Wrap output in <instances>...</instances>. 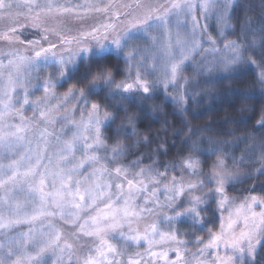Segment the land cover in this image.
I'll return each mask as SVG.
<instances>
[{"label": "snow or ice", "instance_id": "1", "mask_svg": "<svg viewBox=\"0 0 264 264\" xmlns=\"http://www.w3.org/2000/svg\"><path fill=\"white\" fill-rule=\"evenodd\" d=\"M233 7L232 0H0V264H257L264 195L237 204L227 187L248 174L246 164L258 162L254 171L264 175V137L237 157V141L248 137L193 139L203 129L185 121L187 154L162 166H144L134 144L120 139L150 142L139 134L134 101L171 89L187 112L192 89L257 63L245 53L257 45L264 53V22L256 29L246 16L242 38L225 42ZM114 57L124 62L123 79ZM113 126L115 135L106 134ZM205 153L215 157L210 165ZM128 155L138 158L129 164ZM212 204L227 211L216 230L181 234L184 221L213 224L205 215Z\"/></svg>", "mask_w": 264, "mask_h": 264}, {"label": "trees", "instance_id": "2", "mask_svg": "<svg viewBox=\"0 0 264 264\" xmlns=\"http://www.w3.org/2000/svg\"><path fill=\"white\" fill-rule=\"evenodd\" d=\"M233 19L231 24L234 31L226 35L225 41L241 39L240 27L245 23L244 18L250 17L251 24L259 29L264 22V0H237L232 10ZM28 38H34L28 34ZM251 38V37H249ZM259 37H257V41ZM264 55L257 48L245 53V60L251 56L256 60V64L241 63L228 75L212 79L208 84H201L200 87L192 89L196 95L195 102L189 101L187 112H183L179 105L170 100L162 89H157L156 94L151 99L142 102L134 101L131 107L138 112L139 121L137 127L141 137L148 136L149 143L141 141L135 144L134 139H126L121 134L120 139L125 144H134L132 153H136L143 158V165L146 166L153 161L159 165L178 162L183 155H186L190 140H187V128L184 122L187 121L193 128H201L203 131L197 132L193 139H198L201 135L212 137L216 140L233 141L237 137L249 139L237 141L234 154L239 157L244 153V149L252 144L255 138L259 142L264 137V128L260 127L261 117L264 116V84L259 82V73L264 71V64H261L260 57ZM113 64L121 74L116 76L117 80L123 79L124 62L113 58ZM203 80L204 78H198ZM65 89H58L63 92ZM202 91L208 95H200ZM155 108V111L151 109ZM106 134L115 135V126L106 129ZM158 145L163 147L157 148ZM210 148L211 145H201ZM229 151H232L229 148ZM258 155V153H257ZM138 158L137 155H128L126 162L131 163ZM203 161L207 153L200 157ZM215 157L208 158V164ZM257 163L242 166L243 172L240 180L234 181L227 187V195L238 204L244 197L249 195H264V175H260L255 169L260 168ZM163 171V167L160 168ZM208 168L205 167V172ZM254 188V191H253ZM211 213H206L208 219L214 218L213 224L206 225L203 229H194L191 222L186 224V229L195 232L196 235L207 237L208 230H216L219 225L220 215L216 204H212ZM257 264H264V247L258 249L256 256Z\"/></svg>", "mask_w": 264, "mask_h": 264}, {"label": "rangeland", "instance_id": "3", "mask_svg": "<svg viewBox=\"0 0 264 264\" xmlns=\"http://www.w3.org/2000/svg\"><path fill=\"white\" fill-rule=\"evenodd\" d=\"M236 3H237V0H232V4L234 5V7H235ZM234 7H233V8H234ZM233 8H232V10H233ZM78 23H79V22H75V21H73V22H70V25H72V26H76V25H78ZM209 23H210V31L213 33V35H215V34H216V30H217V28H218L219 26L217 25V22H216L215 20H212V21H210ZM225 42H227V41H225ZM205 47H208V45L206 44ZM210 58H211V57H210ZM240 64H241V63H240ZM240 64H239V65H240ZM239 65H237V66H239ZM237 66H236V67H237ZM236 67H235V68H236ZM235 68H234V69H235ZM231 72H232V71H231ZM229 73H230V72H225V73H223L222 75H219V76H216V75L214 74V78H213V79H217V78H219V77L226 76V75H228ZM185 75H186V76H191V75H193L192 70L189 69L188 71H186V72H185ZM161 89H162V88H161ZM162 90H163V89H162ZM173 95H175V93H173L172 90L169 89V93H168L167 97H168L170 100H172V99H171V96H173ZM259 210H260L259 207H257V208H256V211H259ZM221 214H223L224 217H227V211H224L223 213H221V211H219V215H220V216H221ZM188 223H190V221H184V222H181V223H179V224L177 225V227L179 228L181 234H184V233H192L190 230H188V228L186 229V224L189 225ZM193 232H194V231H193ZM189 238L191 239V237H189ZM141 250H143V249H141ZM192 250H195V249L193 248Z\"/></svg>", "mask_w": 264, "mask_h": 264}]
</instances>
